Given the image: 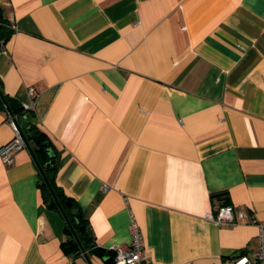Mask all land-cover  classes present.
I'll use <instances>...</instances> for the list:
<instances>
[{
	"label": "crops",
	"instance_id": "1",
	"mask_svg": "<svg viewBox=\"0 0 264 264\" xmlns=\"http://www.w3.org/2000/svg\"><path fill=\"white\" fill-rule=\"evenodd\" d=\"M0 6L13 29L0 49L3 91L24 103L34 87L32 121L57 150L55 181L95 244H129L131 215L153 262L251 257L249 219L264 220V0ZM9 118L0 107V145L14 135ZM13 158H0V264H87L62 245L63 217L42 201L26 147ZM224 197L248 221L207 218Z\"/></svg>",
	"mask_w": 264,
	"mask_h": 264
},
{
	"label": "trees",
	"instance_id": "2",
	"mask_svg": "<svg viewBox=\"0 0 264 264\" xmlns=\"http://www.w3.org/2000/svg\"><path fill=\"white\" fill-rule=\"evenodd\" d=\"M12 33H13V29L10 26L8 20L3 15V11L0 6V49L7 42V40L9 39ZM0 90L9 105L12 115L15 117L22 132L24 133L26 139L28 140L33 150V153L39 165L41 166V169L43 170L51 187L53 188L64 212L67 215L68 220L70 221L85 251L89 254H95L102 257L106 264H115L113 258V252L111 250L103 249L95 244L93 240V236L89 230L87 220L83 216L77 202L72 197L66 195L63 189L56 183L55 172H56L57 150L53 142L49 138V136L35 122L32 121V118L34 117L33 110L25 109L22 106V103L8 96L3 91L1 80H0ZM0 107L4 108L1 99H0ZM40 180H41V175L38 171L37 185L40 190L42 201L46 204V206L53 208L60 213L46 185L44 184V182ZM222 195H223L222 192L213 194V196H220V197ZM223 199H224L223 202L220 204L228 203L226 197H224ZM64 230L67 234H69V238L63 241L62 245L66 250L71 251L73 254H78L80 252V249L75 239L73 238L65 220H64Z\"/></svg>",
	"mask_w": 264,
	"mask_h": 264
},
{
	"label": "built area",
	"instance_id": "3",
	"mask_svg": "<svg viewBox=\"0 0 264 264\" xmlns=\"http://www.w3.org/2000/svg\"><path fill=\"white\" fill-rule=\"evenodd\" d=\"M28 101L22 103L25 109L33 110L37 93L34 87L27 89ZM9 123L14 131L13 137L0 145V158L6 164H11L14 160V153L24 147V143L15 127V124L9 118ZM206 217L217 224H227L233 226L240 221H248L247 216L239 212L235 215L233 206L230 203L217 205L212 212H208ZM250 222L257 225V245L252 251L251 257L241 254L235 257L231 264H264V220L249 219ZM129 231L131 235L129 244L114 245L110 249L113 252L115 264H175V263H156L148 259L143 252L141 233L138 225L130 215ZM64 264H77L73 256L69 257Z\"/></svg>",
	"mask_w": 264,
	"mask_h": 264
},
{
	"label": "water",
	"instance_id": "4",
	"mask_svg": "<svg viewBox=\"0 0 264 264\" xmlns=\"http://www.w3.org/2000/svg\"><path fill=\"white\" fill-rule=\"evenodd\" d=\"M0 99H1L3 105H4L5 109H6L9 117L11 118L13 123L15 124V127H16V129H17V131H18V133H19V135H20V137H21V139H22V141L24 143V146L26 147V149L28 150L29 154L31 155V157H32V159H33V161H34V163H35V165H36V167H37V169H38V171H39V173L41 175V180L40 181L44 182V184L46 185V187H47V189H48L53 201L55 202L57 208L59 209V211H60V213L62 215V217L64 218V220H65V222H66V224H67V226H68L73 238L75 239V241H76V243H77V245H78V247L80 249V252H81L82 256L86 260L87 264H92L90 259H89V256H88L87 252L85 251L84 247L82 246V244H81L79 238L77 237V235H76V233H75L70 221L68 220L67 215L64 212V210H63V208H62V206H61V204H60V202H59V200H58L53 188L51 187L46 175L44 174L43 170L41 169V166L39 165V163H38V161H37V159H36V157H35V155L33 153V150L31 148L28 140L26 139L24 133L22 132V130H21L18 122L16 121L15 117L12 115L11 110L9 108V105H8L4 95L2 94L1 90H0Z\"/></svg>",
	"mask_w": 264,
	"mask_h": 264
}]
</instances>
